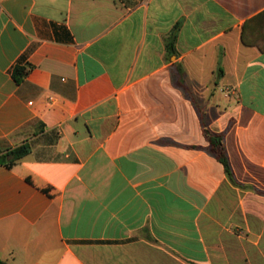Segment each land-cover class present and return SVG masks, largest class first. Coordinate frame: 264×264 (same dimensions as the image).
Here are the masks:
<instances>
[{"label": "crops", "instance_id": "0c3cea01", "mask_svg": "<svg viewBox=\"0 0 264 264\" xmlns=\"http://www.w3.org/2000/svg\"><path fill=\"white\" fill-rule=\"evenodd\" d=\"M259 44L264 0H0V264H264Z\"/></svg>", "mask_w": 264, "mask_h": 264}, {"label": "trees", "instance_id": "16d2710c", "mask_svg": "<svg viewBox=\"0 0 264 264\" xmlns=\"http://www.w3.org/2000/svg\"><path fill=\"white\" fill-rule=\"evenodd\" d=\"M178 26H174L171 34L169 35L168 41L173 46L174 40L176 38V31ZM244 41V39H243ZM258 45V44H257ZM259 48L264 50V46L259 44ZM27 73L26 68H21L16 66L13 70V78L16 82L22 80V78ZM203 133L209 142L208 151L214 155L224 166L225 172L229 177H232V170L227 156L226 148L224 145L223 135L221 133L214 132L207 127H204ZM29 151V145L24 143L13 148H4L0 150V163H5L7 166H11L18 159L23 157Z\"/></svg>", "mask_w": 264, "mask_h": 264}, {"label": "rangeland", "instance_id": "374dc122", "mask_svg": "<svg viewBox=\"0 0 264 264\" xmlns=\"http://www.w3.org/2000/svg\"><path fill=\"white\" fill-rule=\"evenodd\" d=\"M0 150H3V147L0 145Z\"/></svg>", "mask_w": 264, "mask_h": 264}]
</instances>
